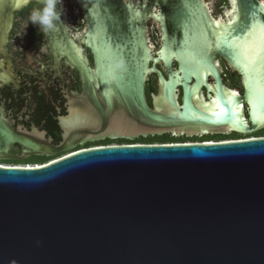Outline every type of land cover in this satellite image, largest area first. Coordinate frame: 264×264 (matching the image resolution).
Listing matches in <instances>:
<instances>
[{
    "label": "water",
    "instance_id": "water-1",
    "mask_svg": "<svg viewBox=\"0 0 264 264\" xmlns=\"http://www.w3.org/2000/svg\"><path fill=\"white\" fill-rule=\"evenodd\" d=\"M76 1L88 25L80 43L92 49L93 69L63 24L47 33L49 45L84 81L106 82L137 129L186 124L172 99L178 118L147 107L148 75L159 82H198L201 69L214 72L215 57L243 76L246 92L235 113L228 107V119L247 132L238 118L244 100L253 127L264 125V51L245 67V52L264 47L253 27L264 23V3L233 0L237 15L223 23L210 17L202 0ZM28 4L37 8L40 0H0V50L14 14ZM148 20L161 26L164 44L155 55L168 53L167 79L155 68ZM187 104L184 98V111ZM133 131L115 121L110 135ZM0 264H264V139L114 145L44 167L0 166Z\"/></svg>",
    "mask_w": 264,
    "mask_h": 264
},
{
    "label": "flooded vegetation",
    "instance_id": "flooded-vegetation-1",
    "mask_svg": "<svg viewBox=\"0 0 264 264\" xmlns=\"http://www.w3.org/2000/svg\"><path fill=\"white\" fill-rule=\"evenodd\" d=\"M202 1L214 21L229 23L237 15L233 0ZM131 2L146 5L148 1ZM63 8L64 29L75 45L80 44L79 53L85 52L93 69L92 49L80 43L88 31L84 13L76 0H63ZM34 9L35 6L28 4L14 14L5 46L0 50V151L5 157L0 159V166L44 167L80 151L105 147L107 141L140 137L162 138V144L153 145L169 146L264 139V125L253 127L246 101L239 104L238 118L245 123L247 132H240L237 122L228 119V107L230 114L235 113L237 99L246 91L242 74L221 57L213 60L214 72L201 69L198 82L193 77L188 82H159L157 76L148 75L143 86L147 107L178 118L169 103L172 99L183 111L186 124L156 130L137 129L123 105L115 101L114 90L103 86L106 82L84 81L65 58L54 54L47 34L29 20ZM153 10L156 14L160 12L155 5ZM146 30L153 56L158 58L155 68L167 79L164 63L168 53L155 55L164 44L161 26L148 20ZM165 35L171 37L169 28ZM172 53L169 63L175 70L178 63ZM184 98L188 103L185 111ZM115 121L131 126L134 134L110 135ZM59 148L65 150L56 154L45 151Z\"/></svg>",
    "mask_w": 264,
    "mask_h": 264
},
{
    "label": "clouds",
    "instance_id": "clouds-1",
    "mask_svg": "<svg viewBox=\"0 0 264 264\" xmlns=\"http://www.w3.org/2000/svg\"><path fill=\"white\" fill-rule=\"evenodd\" d=\"M63 13V0H40V6L31 12L29 20L47 34L57 31L64 23Z\"/></svg>",
    "mask_w": 264,
    "mask_h": 264
},
{
    "label": "trees",
    "instance_id": "trees-1",
    "mask_svg": "<svg viewBox=\"0 0 264 264\" xmlns=\"http://www.w3.org/2000/svg\"><path fill=\"white\" fill-rule=\"evenodd\" d=\"M160 142H163L162 138H152V137H146V138H137L134 140H112V141H107L104 146H112V145H153V144H162Z\"/></svg>",
    "mask_w": 264,
    "mask_h": 264
},
{
    "label": "snow or ice",
    "instance_id": "snow-or-ice-1",
    "mask_svg": "<svg viewBox=\"0 0 264 264\" xmlns=\"http://www.w3.org/2000/svg\"><path fill=\"white\" fill-rule=\"evenodd\" d=\"M252 11L254 13L255 12V8H253ZM253 27L256 28L257 31L259 32L260 43H261L262 46H264V23H261V22L258 21L257 24L254 25ZM261 51H264V47H261V49L259 51H255V52H252L251 50H247L245 52V58L247 60V64H245V67H247L248 64L255 63V58L259 57Z\"/></svg>",
    "mask_w": 264,
    "mask_h": 264
},
{
    "label": "rangeland",
    "instance_id": "rangeland-1",
    "mask_svg": "<svg viewBox=\"0 0 264 264\" xmlns=\"http://www.w3.org/2000/svg\"><path fill=\"white\" fill-rule=\"evenodd\" d=\"M206 1H207V2H210V3L212 2V0H206ZM260 1H261V2H264V0H260Z\"/></svg>",
    "mask_w": 264,
    "mask_h": 264
},
{
    "label": "built area",
    "instance_id": "built-area-1",
    "mask_svg": "<svg viewBox=\"0 0 264 264\" xmlns=\"http://www.w3.org/2000/svg\"><path fill=\"white\" fill-rule=\"evenodd\" d=\"M27 168V167H26Z\"/></svg>",
    "mask_w": 264,
    "mask_h": 264
}]
</instances>
